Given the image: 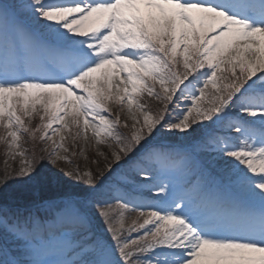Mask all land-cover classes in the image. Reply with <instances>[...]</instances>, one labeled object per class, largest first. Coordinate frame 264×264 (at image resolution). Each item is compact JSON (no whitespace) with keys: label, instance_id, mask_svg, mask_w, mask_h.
Listing matches in <instances>:
<instances>
[{"label":"snow or ice","instance_id":"6c2138e0","mask_svg":"<svg viewBox=\"0 0 264 264\" xmlns=\"http://www.w3.org/2000/svg\"><path fill=\"white\" fill-rule=\"evenodd\" d=\"M0 143V264H264V0H0Z\"/></svg>","mask_w":264,"mask_h":264},{"label":"rangeland","instance_id":"374dc122","mask_svg":"<svg viewBox=\"0 0 264 264\" xmlns=\"http://www.w3.org/2000/svg\"><path fill=\"white\" fill-rule=\"evenodd\" d=\"M149 102L151 103V105L153 107L156 106V102L155 101L149 100ZM113 111L115 112L116 109L113 108ZM125 118H126V113L121 112V119L124 120ZM38 122H39L38 119L37 120H34L33 121V126H35V124L38 123ZM129 123H130V121H129ZM120 130L123 131V132H126L127 131V129H124V128H121ZM168 142L169 143H172L173 145H179V146L182 147V145L184 143H186V139L184 137H176L175 139L170 140ZM77 143H78V147L76 149L77 152H79V145H82L83 146L84 152H83L82 155H77L76 157H72V159H73V166H79L81 168V170H86L89 167H91L93 170H95L96 165L93 164L92 161L94 159H101L102 160V158L101 157H97L95 149L92 148L89 144H85L82 141H79ZM25 147H27L29 150H31L33 148V142L32 141H29L27 139V137H25ZM35 147L37 149H39V148L43 147V145L42 144H39L37 142L35 144ZM68 147L70 149L72 148L71 141L68 142ZM99 147H100V149L102 151H105V152L109 151L108 148L106 146H104V145H101ZM180 149L181 148H179L178 150H180ZM5 151H6V146L4 144L0 143V171H1V174L3 173V171H4V169H5L6 166H8V165L16 166L18 164V159H17V161H12V159L10 157H6L5 156ZM65 166L66 165H64L63 163H61L60 165H57L58 168H63ZM173 176H174V178L176 179V181L178 183L183 184V182H184L185 179H182L181 177H179L178 174L173 175ZM50 195H53V194H49V195H46V196H40V193H35V194H33V198H34L35 201L38 202L43 197L47 198ZM225 195H227V193H225ZM12 200H15L16 201V199H13V198H9L8 199V201H12ZM15 201H13V202H15ZM25 204H26V201L21 202V203H17L16 205L10 204V205H8V207H10L11 209L15 210L17 207H21V208L24 207ZM40 214L43 215L42 212ZM132 215H134V214H132ZM47 258L48 259H55L56 257L55 256H49Z\"/></svg>","mask_w":264,"mask_h":264},{"label":"trees","instance_id":"16d2710c","mask_svg":"<svg viewBox=\"0 0 264 264\" xmlns=\"http://www.w3.org/2000/svg\"><path fill=\"white\" fill-rule=\"evenodd\" d=\"M0 174H1V171H0ZM49 194H52V193H40V196H46V195H49ZM44 198V197H43ZM13 201H15V200H12V201H6V203H7V205H10V204H16V202L17 203H21V202H24L25 200L24 199H16V201L15 202H13Z\"/></svg>","mask_w":264,"mask_h":264}]
</instances>
